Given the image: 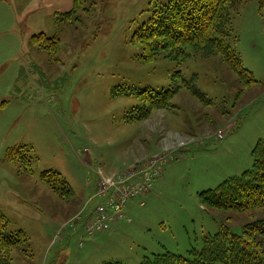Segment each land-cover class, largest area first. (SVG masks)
<instances>
[{"label":"rangeland","instance_id":"obj_1","mask_svg":"<svg viewBox=\"0 0 264 264\" xmlns=\"http://www.w3.org/2000/svg\"><path fill=\"white\" fill-rule=\"evenodd\" d=\"M167 1L83 0L67 17L73 0H0V211L4 235L22 231L33 255L12 249L11 264H140L167 252L188 257L223 226L240 234L261 216L210 210L200 194L249 170L251 151L264 139V10L250 0L230 11L227 43L257 81L237 99L242 85L219 55L140 60L132 36ZM42 34L59 40L54 60L32 42ZM176 87L171 109L126 121L142 107L138 92ZM116 88L128 95L114 97ZM22 146L32 172L7 160V151ZM144 155H165L167 163L150 193L127 203L129 223L92 238L59 233L91 197L93 169L111 176L143 165ZM49 171L65 182L60 195L40 179Z\"/></svg>","mask_w":264,"mask_h":264},{"label":"trees","instance_id":"obj_2","mask_svg":"<svg viewBox=\"0 0 264 264\" xmlns=\"http://www.w3.org/2000/svg\"><path fill=\"white\" fill-rule=\"evenodd\" d=\"M247 1L250 0H168L152 11L149 19L132 36L131 43L140 46V60L143 63H151L160 56L185 60L197 55L204 59L219 55L235 74L236 81L242 85L236 96L239 99L257 81L243 67L240 56L228 45L226 39L231 31L228 27L231 9ZM82 4L83 0H73L72 11L66 16L82 9ZM257 5L259 11L264 10V0H257ZM32 42L55 59L59 49L56 37L47 38L42 34L33 36ZM187 88L195 98L203 99V95L192 86L187 85ZM177 92V87L160 92L152 89L138 92L142 107L133 108L126 121H143L154 110L171 109ZM125 95L128 93L124 89L113 90L114 97ZM27 153L28 149L22 146L7 151L6 157L9 162L19 161L25 172H32ZM251 158L252 166L249 170L224 181L214 190L201 193L200 199L202 205L210 210L252 214L260 211L261 216L245 223L240 234H234L230 228L223 226L215 235L204 238L199 251L190 250L188 257L167 252L145 257L140 264H264V139L256 143ZM40 179L56 195L61 193L58 186L65 185L60 174L51 171L43 172ZM6 228L7 220L0 211V264L12 263V249H17L22 257L31 259V245L26 235L22 231L12 236L4 235Z\"/></svg>","mask_w":264,"mask_h":264},{"label":"built area","instance_id":"obj_3","mask_svg":"<svg viewBox=\"0 0 264 264\" xmlns=\"http://www.w3.org/2000/svg\"><path fill=\"white\" fill-rule=\"evenodd\" d=\"M166 161L165 155L155 156L143 165H133L111 176H105L99 168L93 169L95 180L91 197L82 209L61 227L59 233L65 229L73 235L81 231L84 237L92 238L107 232L120 222L129 223L130 219L125 211L127 203L151 191ZM86 165L92 168L90 158ZM93 200L96 201V205L90 210L88 205ZM138 206L143 207L144 203L140 202ZM78 245H82V240L78 242Z\"/></svg>","mask_w":264,"mask_h":264},{"label":"crops","instance_id":"obj_4","mask_svg":"<svg viewBox=\"0 0 264 264\" xmlns=\"http://www.w3.org/2000/svg\"><path fill=\"white\" fill-rule=\"evenodd\" d=\"M165 148H163L164 150ZM150 158V155H144L143 157H141L138 161H141V162H145L147 159ZM137 163V162H136ZM134 164V163H133ZM93 186V185H92ZM140 203V202H139Z\"/></svg>","mask_w":264,"mask_h":264}]
</instances>
